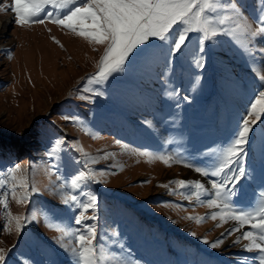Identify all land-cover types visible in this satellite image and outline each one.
Here are the masks:
<instances>
[{
  "label": "rangeland",
  "instance_id": "1",
  "mask_svg": "<svg viewBox=\"0 0 264 264\" xmlns=\"http://www.w3.org/2000/svg\"><path fill=\"white\" fill-rule=\"evenodd\" d=\"M221 2L236 4L253 27L264 8L261 0ZM11 5L12 0H0V170L19 164L18 179L26 175L38 191L29 193L30 203L16 202L24 195L21 190L15 199L9 198L7 209L0 204V251L5 264H73L57 243L62 233L46 222L71 225L72 213L54 194L56 175L47 156L65 137L90 157L99 158L95 169L105 170L103 175L97 171L96 177L103 183H88L86 188L98 198L99 220L91 223L97 224L100 237H109L105 240L109 254L118 253L123 244L124 255L140 264H238L242 257L254 256L242 250L247 241L233 246L239 233L218 249L203 243L204 238L210 242L219 238L232 222L217 227L219 219L210 218L215 209L196 203L195 196L189 202L179 192L172 195L163 185L176 179L206 183L207 178L176 158L195 157L203 166L214 157L199 153L227 145L253 94L261 90L264 58L253 61L235 41L218 35L207 42L202 70L195 67L192 55L173 58L168 68L158 55L138 59L105 85L91 86L103 95L81 100L85 78L96 73L106 45L48 20L18 26ZM191 35L190 48L195 51L198 34ZM256 43L264 47V36ZM261 128L264 125L255 128L246 149L249 176L240 182L234 199L238 209L255 208L264 191ZM145 150L173 158L165 164L139 154ZM77 157L84 159L59 146L56 159L65 180L82 170L74 163ZM55 205L62 209L59 219L48 212ZM25 215L35 220L18 233L14 218ZM188 217L208 218L197 223ZM113 232L119 236L112 237ZM64 242L69 243L68 238Z\"/></svg>",
  "mask_w": 264,
  "mask_h": 264
},
{
  "label": "snow or ice",
  "instance_id": "2",
  "mask_svg": "<svg viewBox=\"0 0 264 264\" xmlns=\"http://www.w3.org/2000/svg\"><path fill=\"white\" fill-rule=\"evenodd\" d=\"M261 3L264 4V0ZM10 9L14 13V23L18 26L44 24L48 20L97 45H106L96 73L85 78V94L79 98L86 101L91 100L92 96L103 95L102 91L91 87L92 85H105L110 79L124 73L127 66L138 59L158 55L163 59L165 68H168L173 58L192 55L195 67L202 70L208 56L207 42L218 35L235 41L253 61L257 57L264 58V47L256 43L259 37L264 36V8L260 9L261 14L255 27L245 20L236 4L222 3L221 0H12ZM193 33L198 34L195 51L190 48ZM259 80L261 90L253 94L227 145L219 151L213 149L198 154L213 156L210 163L202 166L195 162V157L187 160L176 158L185 167L207 178L208 186L201 180L185 179L171 180L168 185H163L170 189L172 195L179 192L189 202L195 196L196 203L215 209L210 218L219 219L217 227L232 222V226L222 232L219 238L211 242L204 238L203 243L211 249H218L229 237L239 233L232 242L233 246L247 241L242 250L254 252L255 255L242 257L238 264H264V191L260 192L257 206L252 210L238 209L234 204V199L239 195L240 182L249 176L245 153L251 135L256 127L264 125V75H259ZM63 119L78 122L70 116H64ZM145 123L150 126L149 121ZM261 138L264 141V128H261ZM116 143L119 144L120 141L117 140ZM60 145L84 157L82 160L78 157L74 160V163L82 165V170H78L70 180H65L59 172L56 154ZM139 154L163 160L165 164L173 158L147 150L140 151ZM47 156L56 175L57 191L54 194L61 197L62 205L72 215L71 225L46 222L49 228L62 233L57 243L72 257L73 264H105L106 261L111 264H140L138 260H131L124 255L123 244L119 245L118 253L109 254L105 246V240L109 237H100L97 224L91 223L99 220V201L95 194L87 190L86 184L103 183L96 177L97 171L103 175L105 170L93 167L99 163V158L90 157L83 148L68 142L66 137L58 140L57 147L52 148ZM18 173H21L19 164L7 171L0 170V190H3L0 191V204L5 209L8 208L9 198H16L17 191L24 192L16 200L17 203H30L29 193L38 191L26 175L18 179ZM171 185L176 187L171 188ZM61 210L60 205H55L48 212L59 219ZM207 218L188 217L197 223ZM14 219L19 233L26 224L35 220V216L25 215ZM118 236V232L112 233V237ZM65 238H68L69 243L64 242ZM0 264H5L2 251Z\"/></svg>",
  "mask_w": 264,
  "mask_h": 264
}]
</instances>
